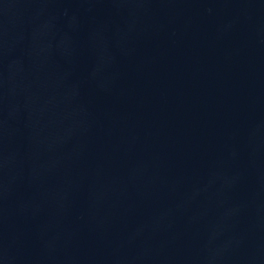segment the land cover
Wrapping results in <instances>:
<instances>
[{
  "label": "water",
  "instance_id": "water-1",
  "mask_svg": "<svg viewBox=\"0 0 264 264\" xmlns=\"http://www.w3.org/2000/svg\"><path fill=\"white\" fill-rule=\"evenodd\" d=\"M0 264H264V0H0Z\"/></svg>",
  "mask_w": 264,
  "mask_h": 264
}]
</instances>
